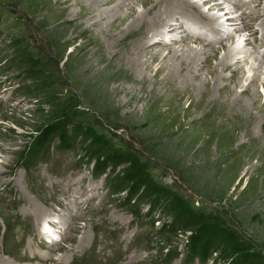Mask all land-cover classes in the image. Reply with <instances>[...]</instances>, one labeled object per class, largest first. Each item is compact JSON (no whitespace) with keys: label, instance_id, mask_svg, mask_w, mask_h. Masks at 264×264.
<instances>
[{"label":"rangeland","instance_id":"1","mask_svg":"<svg viewBox=\"0 0 264 264\" xmlns=\"http://www.w3.org/2000/svg\"><path fill=\"white\" fill-rule=\"evenodd\" d=\"M44 1L0 0V264H202L184 261L193 232L161 230L172 216L167 200L158 203L156 196L132 194L131 184L121 174L131 167L233 234L254 262L264 264L263 172L253 169L248 175L244 173L248 158L227 156L237 144L236 133L221 129L219 117L210 124L200 120L203 126L192 128V116L185 112L190 98L202 100L204 83L213 84L208 67L200 72L202 81L191 79L168 87L150 81L132 92H115V83L87 81L77 72L83 51L75 45H60L61 32L44 25L48 14L41 8ZM120 1L127 6L119 13L131 5H136L138 12L145 10L141 0H104L103 4L108 8ZM190 1L207 17L219 16L232 4L227 0ZM217 1L224 10L210 7ZM72 10L77 12L79 6ZM172 17L164 21L168 23ZM195 22L176 24L159 37L161 40L152 39L157 41L149 49H161L166 55L170 45L165 46L163 39H174L172 47L183 51L188 49L181 46L183 40L211 43L213 46L192 43L206 52L219 48L221 43L212 41L214 31L205 26V20L197 18ZM183 24L198 33L182 38L175 28ZM232 29L226 27L222 41ZM248 32L223 42L251 49L240 74L253 75L256 70L251 66L264 47L253 48L258 44L255 40L247 44ZM224 54V49H218L213 65H218ZM125 57L131 58L129 54ZM161 61L149 58L154 67L147 71L150 77L155 76ZM29 62L35 73H28ZM222 74L231 78L234 86L233 72L226 69ZM243 82L244 87L249 84V80ZM241 84L235 87L237 92L243 89ZM257 90L264 102V88L258 86ZM51 123L66 125L76 147L58 150L57 137L55 147L28 169L21 161L23 154ZM211 135L214 138L208 142L205 138ZM118 151L127 161L116 171L98 175L94 154ZM251 163L258 165L257 159ZM47 222L54 226L55 240L42 235ZM55 246L49 255L53 259L45 262L43 257ZM205 264L215 263L210 260Z\"/></svg>","mask_w":264,"mask_h":264},{"label":"bare ground","instance_id":"2","mask_svg":"<svg viewBox=\"0 0 264 264\" xmlns=\"http://www.w3.org/2000/svg\"><path fill=\"white\" fill-rule=\"evenodd\" d=\"M103 1L45 0L41 6L43 10L48 12L44 16V25L48 30L53 29L61 32L62 41L60 45L64 47L67 44L75 45L77 50L83 51L78 59L80 61L77 72L90 82L115 83L113 90L117 93H123L132 92L138 85L142 86L140 88L143 89L150 81L167 87L180 81H189L190 83L191 79L202 81L201 76L199 77L202 73L201 70L205 66L208 67L213 84L204 83L205 91L202 100L196 102L190 98L189 105L185 109L186 114L192 116L191 127L196 128L204 121L209 124L213 123L219 117V127L221 129L225 131L231 129L236 133L233 136L237 140V144L232 148L230 147L227 156L236 155L248 158L245 163V165H248L247 168L244 169L245 166L242 168L244 173L248 175L253 169L264 174V102L257 90L258 86L264 88V52L262 51L261 56H256L257 63L250 65L256 70L253 75H247L246 71L240 74L241 68L248 63L246 57L249 53L251 54V49H240L234 44V41L231 44L223 42L232 35L249 31L246 36V43L250 44L255 40L258 44L254 45L253 48L264 47L262 39L264 37V0H252L254 1L253 4L249 0L238 5L234 4L236 0H227V2H232L229 9L219 16L214 14L208 17L202 13L196 3L190 0H141L139 2L145 7L144 11L138 12L136 5H131L121 13L119 11L127 6L124 1L108 8H105ZM149 4H152V6L147 8ZM217 4L218 1L210 7L224 10V8H220L222 3ZM75 5L79 6L77 12L72 10ZM231 11H233V15ZM171 17L172 19L167 23L166 18ZM197 18L205 20V26L214 31L211 34L212 41H220L221 46L219 48L212 47V50L206 52L205 48L195 49L192 43H199L204 46H208L207 44L212 45L211 43H202L199 39L196 40L201 42L183 40L181 46L188 47L186 51H183L172 47L174 39H171L170 43L163 39L162 42L165 46L170 45V47H166V55L161 49L158 51L149 49L151 44L161 40L159 37L168 33L176 24L184 23L185 20L191 24L192 22L196 23L195 19ZM228 26L233 29L227 32V36L222 41V32L225 35L226 31L224 30ZM157 28L158 30L162 28L159 30L161 33H157ZM175 29L180 31L182 38L198 33L189 24L187 27L183 24V26L180 25ZM201 30V32L206 33L205 30ZM259 34L261 35L260 39ZM152 39L157 40L151 42ZM218 49H224L225 54L221 57L219 64L215 66L212 59L213 57L216 58ZM127 54L131 58H126ZM154 57H158L162 61L156 70L155 76L150 77L147 71L152 70L154 67H151L148 60ZM220 68H222V71L228 69L233 72L232 79H236L234 86L231 85V78L226 79L223 77ZM165 70H168V72L162 78L161 76ZM246 75L247 78L245 79ZM243 79L245 81L249 80V84L245 87ZM239 84L243 85V89L238 91L240 93L235 89ZM197 90L200 91V88L198 87ZM208 96L212 97L210 101L207 100ZM200 120H202V123ZM258 126L261 128L260 130H257ZM212 138H214L213 135L205 139L209 142ZM252 159H257L258 165H253L251 163ZM260 193L264 194V187ZM46 225L42 235L45 234L48 239L50 237L54 239L52 233L54 226H51L49 222ZM55 249L56 246L51 248L47 256L43 257L45 262H51L50 259H53V257L49 255H53L52 252Z\"/></svg>","mask_w":264,"mask_h":264},{"label":"trees","instance_id":"3","mask_svg":"<svg viewBox=\"0 0 264 264\" xmlns=\"http://www.w3.org/2000/svg\"><path fill=\"white\" fill-rule=\"evenodd\" d=\"M23 60L29 61L30 59L23 57ZM32 64L30 62L27 64L30 67L28 68V73L37 71ZM68 131L66 125L51 123L43 130L34 143L26 149L21 160L22 163L28 169L32 168L42 156L47 154L52 147H55L53 146V141L57 137L60 138L59 143L56 145L58 150L76 147L75 141L69 136ZM93 159L96 164L95 170L100 176L107 174L110 170L116 171L119 166L127 161L125 154L119 151L107 153L105 156L95 153ZM121 174L123 175L122 179L131 184L130 190L133 195L143 192L148 194V196L158 197V203L167 200L168 204L166 206L172 210V216L170 221L162 224L161 230L163 232H193L185 254V262L197 260L205 264L211 260L215 264L223 262L258 264L246 254L247 248L244 247L242 241L237 240L233 234H230L218 224L211 223L203 213L195 211L192 207L170 195L165 189L154 184L139 169L131 167L124 170Z\"/></svg>","mask_w":264,"mask_h":264}]
</instances>
